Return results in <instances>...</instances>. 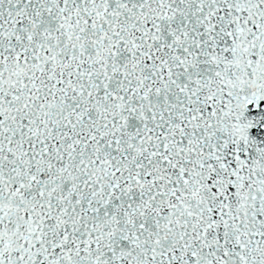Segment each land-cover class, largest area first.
I'll list each match as a JSON object with an SVG mask.
<instances>
[{"label": "snow or ice", "instance_id": "obj_1", "mask_svg": "<svg viewBox=\"0 0 264 264\" xmlns=\"http://www.w3.org/2000/svg\"><path fill=\"white\" fill-rule=\"evenodd\" d=\"M0 264H264V0H0Z\"/></svg>", "mask_w": 264, "mask_h": 264}]
</instances>
